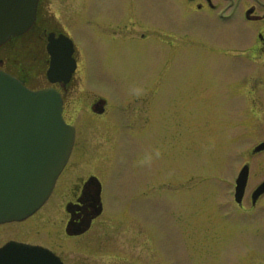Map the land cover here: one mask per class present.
Wrapping results in <instances>:
<instances>
[{
	"label": "rangeland",
	"instance_id": "rangeland-1",
	"mask_svg": "<svg viewBox=\"0 0 264 264\" xmlns=\"http://www.w3.org/2000/svg\"><path fill=\"white\" fill-rule=\"evenodd\" d=\"M44 1L49 17L53 15L68 32L79 54L65 113L77 128L75 147L57 185L71 178L70 166L75 168L80 160L87 173L101 180L104 206L117 214L116 218L130 216L140 226L147 224L153 249L165 253L167 264H245V242L264 250V227L248 224L242 216L224 219L225 210L216 209L215 213L210 205L213 201L233 202L227 194L243 163L251 166L247 189L264 178V149L253 151L264 137V113L244 110L242 81L233 85L230 96L202 93L201 97L187 96L183 105L171 94H157L146 103V96L135 99L129 93L155 74L165 49L175 41L184 43L185 58L188 48L200 43L225 52L207 57L211 51L197 46L205 53H196L194 61H186L192 66L185 71L187 78L201 64L220 83L223 75L224 80H236L239 60L245 59L244 13L226 20L199 12L206 26L187 21L181 33L177 24L181 18H173L179 8L176 0ZM224 60L228 69L222 66ZM202 85L204 88L205 83ZM96 98L106 101L109 114L99 116L93 111ZM137 105L140 125L120 127L116 110L130 111ZM154 149L161 151V158L154 159L150 167L141 166L140 159ZM63 191L54 189L31 219H40L45 213L42 223L49 218L55 222L51 224L54 229L42 235L55 237L65 255H88L100 264L104 258L100 241L121 238L123 233L113 227V232L99 237L98 226L102 225L97 220L86 234L97 240V249L68 251L61 215L46 216L53 204L57 211L58 194ZM178 203H184L183 210L178 209ZM77 240L82 243L83 236Z\"/></svg>",
	"mask_w": 264,
	"mask_h": 264
},
{
	"label": "flooded vegetation",
	"instance_id": "flooded-vegetation-1",
	"mask_svg": "<svg viewBox=\"0 0 264 264\" xmlns=\"http://www.w3.org/2000/svg\"><path fill=\"white\" fill-rule=\"evenodd\" d=\"M176 1L179 8L176 16L173 18H181L177 23L179 25L178 27L181 29H179L181 33L187 21L189 24L200 23L205 27L206 22L205 19H203V13L213 14L216 17H220V19L226 20L233 18L236 13H244L247 28L245 33V49L243 50L245 59L242 58V60H239L238 69L240 74L238 78L236 80H234V78H227L224 80L225 75H223L221 76L222 81L220 83L215 76L214 78L212 77L213 75H211L206 66L203 67L201 64H199L197 68L194 67V74L187 78L185 76V71H190L192 66L191 64H186V61H194L191 59H195L196 53L203 51L199 50L200 48L198 47L211 51V53L206 55L207 57H211V55L217 54V52L223 55L225 52L200 43L193 48H188V57L185 58L186 48L184 43L175 41L170 42L172 45L170 49H165L164 52L166 53L164 54L163 63H161L160 68L155 70V74L151 75L150 78L141 85L137 84V89L141 90L142 94L137 95L139 96L137 97V89L132 92L129 91V93L131 95L133 94L135 99L140 98V96H146V103L149 101L152 102L154 100L153 96L157 94L164 96L166 94H171L176 96L183 105L182 102L183 100L186 101L187 96L195 95L201 97L202 93L204 95L217 93L226 97L230 96L227 94H233V85L242 81V101L244 110L246 109L254 114L256 112L255 110H258V113H264V0ZM47 12L49 11L46 9L45 1L39 0L36 19L31 29L23 34L13 36L0 46V68L19 78L30 89L51 87L57 90L63 100V118L67 123L72 124L65 116V113L69 108L67 99L69 94L73 91V82L76 79L75 73L78 70V46L74 44L68 32L60 23L54 19L55 17H53V15L49 17ZM199 12L202 14H199ZM183 18L186 19L184 20ZM173 25H175V22L170 25L171 27L168 30L172 29ZM179 35L185 37L184 34ZM61 36L68 37L73 43L72 58L75 61V69L66 82L63 80L51 82L47 77V69L51 61V56L48 52V44L53 42V40H58ZM203 53H205V51H203ZM225 63L228 64V62L224 60L222 66ZM228 66L229 65H226L223 68L228 69ZM201 71H203V73ZM202 82L205 83L204 88ZM206 88L209 89L207 92ZM116 93L119 92L116 91ZM92 102L94 106L92 109L94 112H97L99 116L105 115L108 112L106 101L101 98L97 100L96 98L93 99ZM97 102L100 104L99 107H96ZM139 108L140 105L133 106L130 111L128 109L124 110V108L116 110L117 116L120 118L117 119L118 123H120V127H138L140 125ZM183 108H185V105ZM111 113L112 112H110L109 116H111ZM110 121L109 119L108 122ZM109 125H112V122L109 123ZM74 127L76 128L75 125ZM75 141L76 140H74V144ZM262 142H264V137L259 143ZM74 144L50 193L51 195L54 189H64L61 194H58L57 211H55L54 204L52 206L50 205L51 208L48 209L46 215L48 216L50 214L49 216L52 215L53 217L56 216L57 213L61 215L59 220L64 222L62 225L66 237L65 239H69V241L66 240L65 246L68 251L72 252L73 250V252L78 253L83 247H88L87 249L89 250L93 249V246L97 249L98 244L95 243L97 240L93 238L92 234L89 236L86 234L93 229L95 221L98 220L99 224L101 223L102 225V228L98 226L99 237L101 233L113 232V227L116 228L115 231H121L123 233L121 238L120 235H118L119 238L115 240L105 238V243L103 244L102 241H100V248L104 256L100 264H167L165 253L163 251H160V253L153 249V237L147 224L143 225L141 223L140 226L136 218L130 216L126 218H116L117 214H111L104 206V187L101 180L96 175L87 173L86 168H84L80 160L75 164V168L74 166H70L73 172L71 173V178L57 185L59 176L66 165H69L71 154L75 147ZM82 161L85 163L84 160ZM244 165H247L248 171L245 188L241 196L237 198L235 195V180L240 171L239 169H241L240 167L238 168V173L233 177V184L230 185L229 193L227 194L232 197L233 202L213 201L210 203L211 210H214L215 213L216 209L225 210V212H223L224 219H236L234 217L242 219V216L247 220L248 224L256 223L258 228H261L264 227V189L258 194H256L255 191L258 185L264 181V178H262L253 189H247L251 166L246 163L242 164V166ZM98 181L100 185H98ZM98 190L99 194L97 193ZM46 202H44V204H46ZM183 204L184 203H178L179 210L184 209ZM98 208L100 211L96 214ZM35 212L22 220L0 222V250L8 242L15 241L30 246H42L48 249L50 255L57 256L62 264H95L88 255L81 257H75L71 254L65 255L63 250L59 249L61 246L55 237L42 235L45 230L50 231L54 229L51 224H53L55 220L53 221V219L50 220L49 218L47 223H42L46 218L45 213L40 219H31ZM44 212H46V209ZM87 222L88 227L86 230L83 232H76L82 229L83 223ZM143 231L144 233H142ZM54 232L63 234L62 231ZM56 233H53V235ZM81 236H83V240L82 243H79L81 240L77 239ZM245 243V264H264V250H258L255 243ZM37 252L38 251H34L35 257L30 256V258L25 259L24 262L27 260L31 264H52L51 257H38L37 254L39 253ZM5 257L6 253H3L2 259L4 260Z\"/></svg>",
	"mask_w": 264,
	"mask_h": 264
},
{
	"label": "water",
	"instance_id": "water-1",
	"mask_svg": "<svg viewBox=\"0 0 264 264\" xmlns=\"http://www.w3.org/2000/svg\"><path fill=\"white\" fill-rule=\"evenodd\" d=\"M38 2L0 0V45L9 36L19 35L32 25ZM48 52L51 56L49 80L66 82L75 69L72 41L61 36L48 44ZM74 137V126L62 116V98L57 90L30 89L0 68V222L24 219L43 204L69 157ZM261 149L264 142L257 144L253 151ZM247 171V165L242 167L236 179L237 197L245 188ZM256 189V194L262 191L264 181ZM99 211L98 208L96 214ZM87 227L88 222L83 223L82 229L76 232H83ZM34 251H38V257H51L52 264H62L46 248L15 241L0 250V264H31L24 260L35 257ZM3 253H6L4 260Z\"/></svg>",
	"mask_w": 264,
	"mask_h": 264
},
{
	"label": "clouds",
	"instance_id": "clouds-1",
	"mask_svg": "<svg viewBox=\"0 0 264 264\" xmlns=\"http://www.w3.org/2000/svg\"><path fill=\"white\" fill-rule=\"evenodd\" d=\"M142 91L137 89L136 95H141ZM162 156V153L159 149H154L153 152H147L144 154V156L140 159L139 164L141 166H148L150 167L154 161V159H160Z\"/></svg>",
	"mask_w": 264,
	"mask_h": 264
},
{
	"label": "bare ground",
	"instance_id": "bare-ground-1",
	"mask_svg": "<svg viewBox=\"0 0 264 264\" xmlns=\"http://www.w3.org/2000/svg\"><path fill=\"white\" fill-rule=\"evenodd\" d=\"M34 22H35V20L32 22V25L26 31H24L23 33L27 32L29 29H31V27L33 26ZM23 33H21V34H23ZM13 36H16V35L9 36L3 43H5L6 41L10 40Z\"/></svg>",
	"mask_w": 264,
	"mask_h": 264
}]
</instances>
